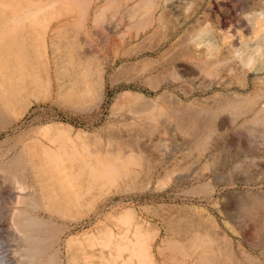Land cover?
<instances>
[{
  "label": "bare ground",
  "instance_id": "6f19581e",
  "mask_svg": "<svg viewBox=\"0 0 264 264\" xmlns=\"http://www.w3.org/2000/svg\"><path fill=\"white\" fill-rule=\"evenodd\" d=\"M182 1L0 0V130L12 127L11 125L17 119L18 115H20V107L26 104L29 97L33 96L37 98L38 96L36 95L38 93H44L49 90L50 70L42 60L44 48H58L60 51H63L62 53H58L61 54L60 61L56 60L60 65L53 70V74L58 80L57 87L60 90L59 97H61V102L70 104L72 107H77V109L79 107L83 108H79L81 111L85 110L84 108L90 105L94 106L102 102L103 93L101 89H98V86L105 75L106 62H99L100 55L96 54L99 52H91L89 50L92 42L90 41L89 31L86 28V21L92 18L95 24L97 22L99 23V21H105L107 24L112 25L113 22H116L111 21L116 13L120 14L122 19L128 23L126 27L128 31H130L128 33L131 34L129 36H125V34L121 35L124 38H122V40L140 39L138 43L135 42L136 44L133 47H140V44L142 45L144 42L149 43L147 48L150 49L159 47L160 42L167 43L168 46L157 59L142 58L136 62L121 64L116 72L113 71L115 72L114 74L108 76V80L111 83H113L115 79L122 78L121 73L124 77V72L132 68L133 71H137L136 77L142 76L145 72H156V75L150 74L149 77L146 78L145 76L144 79L145 83L153 88H156L157 84L161 81L162 84L165 83V81H167L168 84L171 83L169 79L176 80L181 78V80L185 81L191 80L193 78L192 76L198 73H200L201 76L203 75L204 79L207 76V78L210 77L216 80L220 87H224V84L230 86L232 83H238L241 86L246 85L250 75L247 69L248 66L252 61L260 59L263 53L264 33H262V30H264V13L262 9L256 7L257 3L254 2L255 0L247 2L246 7H241L240 10L246 11V23L239 20L242 23H237V21L234 24L236 29L243 27L242 31L245 35H241V37L238 34L242 31L231 28L234 19H230L226 16H221L219 20L216 18L217 21L215 20L214 23H216L215 37L217 38L215 41H212L213 43L209 41V44L205 43L206 39L204 33L208 31V22L212 19L210 17L216 16L214 10H218V8L224 5V2H219L218 0L187 1L188 3L184 4V13L181 15L178 7L183 3ZM204 3L206 5L203 7ZM213 12L215 13L214 15L212 14ZM65 16H67L66 19ZM69 16L70 18L68 19ZM44 20H47V22L44 23ZM115 26L117 25H112L113 30ZM46 31H50L48 40L45 39ZM117 33L118 32H116V34ZM80 34L83 35L81 39L79 38ZM202 35L204 36L202 37ZM208 37L210 38V36ZM83 45L84 47L86 45V48H88L87 52L83 50V53V51L79 50ZM143 46H145V44ZM129 49L127 48V50ZM240 50L242 51L241 53ZM103 58L105 57L102 56V60H104ZM190 62L194 66H189L187 64ZM132 70L131 72L133 73ZM188 72H191V74L193 73L191 76L192 78L186 77L187 75H191L188 74ZM179 73H184V79L182 76H178ZM61 76L69 77L68 87H66L65 84L67 83L64 81L60 83ZM28 78L32 79L31 87L27 85ZM198 78L197 80L195 79V81H199ZM262 78L261 80L257 78L254 79L250 93L241 92L240 94H235V92H233L234 94H231L230 92V96L225 95L229 96L230 99L224 100L226 99L224 98L220 101L218 100V103L213 102L215 105L208 107H201L198 109H196V107L194 108L195 113H190V109L188 111L185 109V111H187V113L185 112L186 114L184 113L185 116L190 113L191 115H189V117L191 116L190 118L194 119L195 125L197 124L195 127L199 129V126L203 129L198 132L199 136H197V139L195 137L197 131H195V133L192 131L196 128L193 129L192 126V130L190 129L194 133L195 140L192 141L193 143L191 141H189V143L196 145L194 147L197 148L196 151L199 150L197 152H201L199 154H202L212 145L209 144L212 140L218 139L217 137L221 134H217L218 132L215 134V131L219 130L225 121L228 122V125H236L237 127L235 128L242 129L246 131L247 134L251 132L252 129H256L255 125L264 127V77ZM207 80L208 79H206V81ZM201 83H203V81ZM205 84V88H207L212 85L213 82L210 80L205 82ZM187 90L189 91L188 88ZM183 91L185 92V89ZM162 94L164 93H161L157 98H160ZM164 96L166 98L167 95ZM164 96L162 97L164 98ZM92 97L93 99L95 98V100H93V104L94 102L95 104H88L87 101L85 102L87 104L84 105L83 98L89 99ZM218 97H216V99ZM170 98L174 101H169ZM142 99L144 98L140 93L129 90L121 91L114 98V104L118 102L120 103L119 108L126 110L122 118L127 116L129 118V115H131V120L125 121L122 129L126 124L130 125L131 129L133 126H131V124H134L135 128H138L139 131L136 130V133H133L132 131L134 128L130 131V129L128 130V127L126 128L125 126L127 131L124 134L128 137L125 141L127 142L126 144H129L132 148L129 152H120L119 146L117 145H120L121 150L125 141L123 142L124 144L122 143L123 145H121V143L118 144L116 141H113L114 139L112 140V138H110V134L108 136L112 141L107 137L108 140L105 138L104 141L106 140V142L103 143L99 135H91L83 131H74L75 136H72L70 127L56 123L42 125L35 129V132L50 133L54 135L55 138H57L58 135H65L68 142L66 145L60 143L56 148L57 151L47 144H42L39 140H35L38 146H35L36 144H26L14 152V154H11L10 150L0 149V264H156L151 242L152 238L157 234V231H154V228L153 231L151 230L152 228L150 230L145 227L143 228L141 223L134 219V211L130 208L119 211V214L108 213L105 217L106 219L115 218L117 221L115 220L116 222L114 225L121 229L120 232H114L112 228L105 224L97 225L96 223L92 230L83 232L79 236H75L73 233L69 236H64L65 233L63 234L67 229L69 230L71 227L75 228L77 225L81 224L83 220L81 222L78 220L82 218V216L84 217V212L90 211L94 203L98 200L97 198L106 192L107 183L114 185L118 180L127 177L131 178L132 181L137 180L136 173L138 170H136L133 165H137V167L139 164L141 165L143 157L146 156V160L150 155L156 157L160 155V157L157 158L158 162L155 164H161L166 160L167 154L165 152L167 151L161 152L163 148L161 145L163 143L165 144L164 141L166 140H163L164 138L162 139L158 135L159 133L157 132L159 130L156 131L157 124L160 123L159 121H166L162 118H160L161 120L159 121L157 120L158 116L155 117L156 114H154L155 109H158L159 113H165L166 117L169 118L167 120H170V118L175 120L178 119L179 124L177 123V126L175 123V126L179 127L180 125L182 127H179V129L181 128V133L189 131L188 121V125L185 123L186 127L182 126L184 125L183 123L181 124L183 121L186 122L185 120L187 119L183 114L184 111H181L182 114L179 113L177 116H174L172 112H167L163 109L164 107L154 100L150 101L149 99L151 105L149 108L146 107L147 103H145L146 101L144 102V100L142 101ZM162 100L163 99H160V102ZM167 101L169 103L171 102L170 104L174 103L172 108L177 107L179 109L183 104L182 101L175 98L173 95L165 100V104H167ZM199 102L201 103L200 100ZM199 102H197V104ZM162 103H164V101ZM190 104H192V102L185 103V107L190 106ZM194 104H192L191 107ZM205 105L206 104L203 106ZM166 106L168 107V105H165V107ZM170 108L168 107L169 110L172 109ZM175 110L173 109L174 114ZM156 112L158 113V111ZM177 112L178 110L176 113ZM221 113H225L226 118L217 120ZM183 118H185V120ZM119 123L121 126V122ZM167 124L168 123H166L165 126ZM165 126L163 125V128L166 129ZM163 128L162 132L164 130ZM158 129H161V127H158ZM124 130L125 129H123V131ZM140 131L144 133H140ZM59 136L57 139L60 140L61 136ZM221 136H219V138ZM18 137H20V135H18ZM18 137L12 139L18 140ZM83 138H86L88 143L81 142ZM122 138H124V136ZM185 139L189 140L188 137ZM55 140L52 141V143L56 142ZM75 140L79 141L76 142ZM112 142L115 143H113L114 147H111ZM15 145L16 143L14 141L13 146L9 149H14ZM129 145H127L128 148H130ZM125 146L122 147L123 150H125ZM165 146L167 147V145ZM189 147L190 149L193 148V146ZM213 147H215V145ZM165 149L166 148L163 150ZM155 158L152 161H156ZM151 159H148L149 162ZM145 163L148 164L147 160ZM145 163L143 164L145 165ZM152 164L154 166V163ZM152 164L149 163V166L152 167ZM153 168L148 171L152 172L154 170ZM142 169H144V167ZM145 171H147V169ZM163 172L165 173V170ZM151 174L153 175V173ZM144 175L145 174H143V176ZM197 177H199V175H196V178ZM141 180L143 179L141 178ZM137 181L139 182V180ZM137 181L135 182L137 183ZM197 186L201 189V185ZM204 186L202 184V187ZM134 187L136 188V184ZM130 189L129 187V190ZM251 199L254 201L255 198L251 195ZM260 200L259 198V201ZM249 202H251V200ZM255 202L251 204L255 206ZM239 205L241 206L242 204ZM242 206L238 209L244 210L243 208L245 207ZM83 208L85 209L83 210ZM256 209L258 210V208ZM253 211L254 214L258 212H256L255 209ZM101 212L102 211H98L95 214L97 218L99 215H102ZM250 212L247 214L248 216H250ZM242 215H244V212ZM262 215H264V213ZM253 217L259 219L258 217ZM183 218H181V220ZM70 219H74V221H70ZM188 219L186 217V219L184 218L183 220ZM192 219L194 218L192 217ZM172 221L175 222L176 220L173 219ZM191 222L193 223V221ZM200 223L201 226H199V228L202 227L204 222ZM174 224H176V222ZM187 224L186 227L188 226ZM195 224L199 225V223ZM180 225L181 224L178 226ZM183 225L182 227L180 226L182 229L185 228ZM192 225L193 224L190 226ZM258 225H260V223ZM173 226L172 228H178L177 225L176 227ZM203 227H206V224ZM209 227L207 229H209ZM192 229L193 228L187 230L189 231L188 233H184V235L187 236L185 240L182 241L175 238L165 240L159 239V241L161 240L162 243L165 242L164 244L168 245L169 251L166 250L170 252L172 263L218 264V258H221L218 257L220 254L221 256L224 255L222 258L225 263H222V258L219 259L222 264H264V261H257L261 258L257 260L254 259L255 257H252L254 255H248L247 252H245L246 250L242 251L245 257L243 258L244 260H241L242 258L239 259L242 255L241 253L237 259L234 258V255V257H232L230 255L231 248L227 246L230 243L224 240L226 242L222 243L224 244L223 246H226L224 248H222L219 243H213L214 240L216 242L217 237L211 234L209 231L210 229L205 230L204 234L201 233L204 228L200 229L201 232H199L200 230ZM177 230H175L176 235L184 232V229L182 233L181 230H178L179 232H177ZM170 233L172 234L173 231L170 230ZM213 233L217 232L213 231ZM184 235L178 236L181 238L184 237ZM261 235L264 237V231ZM63 237L64 239H62ZM162 247H157V250L159 249L158 252L161 253L162 249L165 250L164 246ZM104 249L108 251L104 252ZM221 251H224V253ZM124 252H126L125 256L123 254ZM175 254H179L181 258L176 260Z\"/></svg>",
  "mask_w": 264,
  "mask_h": 264
},
{
  "label": "rangeland",
  "instance_id": "374dc122",
  "mask_svg": "<svg viewBox=\"0 0 264 264\" xmlns=\"http://www.w3.org/2000/svg\"><path fill=\"white\" fill-rule=\"evenodd\" d=\"M187 1L191 2L192 0H186V1L183 0L182 1L183 3H181L180 6L178 7L181 15H183V13H184L183 12V9L185 8L184 4L188 3ZM218 1L219 2L223 1L224 5H222L220 8H218V10H214V12L216 13V16H214L215 18L210 15L211 16L210 18H212V19H210V21L208 22V31L204 33L205 39H206L205 43H209V41H210V43H213L212 41H215L217 38V37H215L216 36V31H215L216 23H214L216 18H217V20H219V18L221 16H226V17H229L230 19H234V22L232 23V25L234 27L231 26V28H233V29H236L234 24L237 21H238L237 23H242V22L246 23V17H245L246 11L240 10V9H241V7L242 8L246 7L247 2L254 1V0H221V1L218 0ZM263 1L264 0H255L254 2L257 3L256 7L262 9V11L264 13V2ZM206 4H207V2H206ZM206 4L204 3L203 7ZM214 12L212 13L213 15L215 14ZM66 18H67V16H65V19ZM69 18H70V16L68 17V19ZM239 20H242V22ZM111 21L117 22V23L116 22L112 23V25H117V26H115L114 30L112 29V25L107 24V22H105V21H99V23L98 22L96 23L97 25L92 21V18L87 19V21H86V28L89 31V35H90L89 37L91 39L90 41L92 42L91 48L89 50L91 52H99V53H96V54L100 55L99 56L100 57L99 62H103V61L106 62L105 75L102 78V81L98 86V89L99 90L101 89L102 93H103L102 102L97 104V105L94 102V104H95L94 105L93 100H95V98L94 99H93V97L89 98V99L83 98L84 105L88 103V104H93L94 106L90 105L91 107L88 106L87 108H84L85 110H82V111L79 110L80 107L77 109V107H72L70 104H66V103L61 102V100H60L61 97H59L60 90L57 87L58 86V80L55 78V76L53 74V70L56 67L58 68V65H60V64H58L57 61H60L61 54H58V53L59 52L62 53L63 51L62 50L60 51L58 48H44V53H42V56H43L42 60L46 63L47 67L50 70L49 90L47 92H44V93L43 92L38 93L39 95L38 94L36 95V96H38L37 98H35L33 96L29 97V99L26 101V104H25L26 106L24 105L23 107H20V109H19L20 115H18L17 119L11 125L12 127H8V129L0 130V149L10 150L11 154H14V152L19 150L23 145H26V144L34 145V144H36L35 146H38L35 140H39L42 144L43 143L47 144V145L53 147L57 151L56 148L60 143H63L65 145L67 144L68 141H67V137L65 135H63V134H62V136L60 135L61 138L59 140V139H57L59 135L57 136V138H55V136L51 135L50 133L45 134V132H39V133L35 132L36 131L35 129H37L38 127H41L42 125H47L49 123L62 124V125H66V126L70 127L72 136L73 135L75 136L74 131L75 132L83 131V132L89 133L91 135H99L100 139L103 143L106 142V140H108V138H109L108 135L110 134V138H112V140L114 139L113 141H116L118 144L121 143V145H123L124 144L123 142L125 140H127V138H128V137H126L127 135L124 134L127 131L126 128L128 127V130L130 129V125L126 124V125H124L123 129H125V130L123 131V129H122L123 123H125V121H128V120L130 121L131 115H129V118H128V116L122 118L124 116V114L126 113V110L119 108L120 103L117 102L114 104V98L121 91L129 90V91H133L136 93H140V95L144 98V99H142V101L144 100V102L146 101L145 103H147V106L145 105L146 107L149 108L151 105L149 102L154 100V101H156V103H158L162 107H164L163 108L164 110H166L169 113L172 112V114L174 116H177L179 113L182 114L181 111H184L183 112V114H184L185 112L187 113V111L190 109L191 110V111L189 110L190 113L191 112L195 113L194 108H196V107H197L196 109H198L201 107H208L211 105H215V103L213 104V102L218 103L220 100H222L224 98H226L224 100H228V99H230L229 96L231 94H234L233 92H235V94H240L241 92L250 93L252 90V85H253L254 79L257 78V79L261 80V78L264 77V59H263L264 58V48H262L263 53H262V56L260 57V59H258L256 61L255 60L252 61L251 64L247 68L250 75L247 79L248 82H246V85H244V86H241L238 83H232V85H230V86H227L226 84H224L223 85L224 87H220L219 83H217L216 80H213L210 77L207 78V76H206L204 79L203 75L201 76L200 73H198V72H196L198 74H196L194 76H192L193 73L191 74V72L190 73L188 72V74H191V75H187L186 74L187 72H186L185 73L187 75L186 77H188V78L193 77L192 78L193 80L191 79V80L185 81V80H181V78L176 79V80L167 78V79H169V81L171 80V83L168 84L167 81H165V83L162 84V81H161L157 84L156 88H153V87H150L147 83H145L144 79H145V76L147 78L150 76V74L156 75L157 74L156 72L155 73L154 72L153 73L145 72L142 76L136 77L135 75H136L137 71L136 70L133 71L132 68H130V70H126L125 71L126 73L124 72V77H123V74L121 73L122 78L115 79V81L113 83H111L108 80V76H111L112 74H114L118 70V68L120 67L121 64L136 62L137 60L142 59V58L157 59L160 57L161 53L168 46L167 43L160 42L159 47L150 49V48H147L149 43L144 42L145 46H143L144 44L142 43V45L140 44V47L135 48V47H133L136 44L135 42L138 43L140 41V39L139 40H133V39L132 40H130V39L122 40L123 37L121 35L125 34V36H129L131 34L128 33L130 31H128V29L126 27L128 25V23H126L125 20L122 19L121 15L118 13L114 14V18H112ZM45 22H47V20H44V23ZM117 27H118V29H117ZM52 28H53V26H52ZM209 29H210V31H209ZM242 29H243V27L236 29V30L242 31ZM47 31H46V35H45L46 40H48L49 33H50V31L49 32H47ZM122 31H124V32H122ZM116 32H118V33L116 34ZM40 33H41V31H40ZM42 33H43V31H42ZM120 33H122V34H120ZM262 33H264V30H262ZM204 35H202V37ZM238 35L241 37V35H245V34L242 31V32H239ZM208 36H210V38ZM81 37H83L82 34L79 35L80 39H81ZM103 39H105V40H103ZM82 47H84V45ZM82 47L80 49L79 48H77V49H79L80 51L84 50L85 52H87L88 48H86V45L84 48H82ZM100 47H102V48H100ZM126 47L128 49L130 48L129 50L131 52L129 50H127ZM131 48H132V50H131ZM52 49H55V50H52ZM84 51H83V53H84ZM241 52L242 51L240 50V53ZM81 54H82V52H81ZM102 56L105 57V58H103L104 60H102ZM55 61L57 64L55 63ZM187 64L189 66H194L191 62L187 63ZM131 70L133 71V73L131 72ZM113 71H115V72H113ZM196 71H197V69H196ZM130 72L133 74V76ZM183 74L184 73H182V74L179 73L178 76H182V78L184 79ZM68 78L69 77H67V76L66 77L61 76L60 83L64 81L65 83H67V84H65L66 87H68V85H69V79ZM197 78L199 81H195V79L197 80ZM206 79H208L207 81L211 80L213 82V84L207 88H205V85L208 84V83L205 84V82H207ZM27 81H28L27 85H30V87H31L32 79L28 78ZM202 81H203V83H201ZM187 83H189V84H187ZM184 85H186V86H184ZM100 86H101V88H100ZM181 87H182V89H181ZM183 87H185V88H183ZM187 88L189 89V91L187 90ZM184 89H185V92L183 91ZM163 91H165V92H163ZM186 92H189V93H186ZM230 92H231V94H230ZM161 93H164V94H162L160 96V98H157V96H159ZM164 95H167L166 98ZM172 95L175 98H177L183 102L181 108H179V109L177 107H176L177 109L175 107L172 108L174 105V103L170 104L171 102L174 101L172 98H170V100L168 99L169 101H171L170 103L167 101L166 102L167 104H165V100H167V98L172 96ZM225 95H229V96H225ZM162 96H164V98ZM220 96H224V97H220ZM216 97H218V98L216 99ZM149 99H150V101H149ZM160 99H163V100L160 102ZM199 100L201 101V103L199 102ZM163 101H164V103H162ZM85 102H87V103H85ZM188 102H192V104L195 103L193 105L194 107L193 106L191 107L192 104H190V106H188V107H185V103H188ZM197 102H199V103L197 104ZM203 103L206 105L203 106L204 105ZM169 104H170V106H169ZM165 105H168V107L169 108L171 107L172 109L170 108L171 110H169L167 106L165 107ZM80 109H83V108H80ZM173 109L174 110L176 109L175 110L176 115L174 114ZM185 109L187 111H185ZM177 110H178V112L176 113ZM156 111H158V113ZM190 113L187 114L186 116L184 114V116L187 117L186 120H185V118H183L186 122H184L183 120H182L183 122H181V124L182 123L184 124L182 126L186 127L185 123L187 124V121H188L189 131H187L188 133L187 132L181 133L182 127L180 125H179V127H181L180 129H179V127H177L179 124L178 119L175 120V119L170 118V120H167L169 118L166 117L165 113L164 114L161 112L159 113V110L155 109L154 114H156L155 117L158 116L157 120L159 121V120H161L160 118H162V119H165V121H166V122H164L161 120L163 124L161 123V121H159L160 123L157 124V127H156L157 128L156 131L161 130L160 132L159 131L157 132V133H159L158 135L162 139L164 138L163 140H166V141H164L165 144L163 143L161 145V147H163L161 152L167 151V152H165L167 154L166 160L161 164H158V163L155 164L156 162H158L157 158L160 157V155H157L158 157H156L154 155H150V156L147 155L149 157L148 159H151V157H152L151 161L156 157L155 158L156 161L155 160L152 161V163H154V166H153L151 161L149 162L148 159H146L148 164L145 163L146 162V160H145L146 156L143 155L145 157L142 156L143 158L141 160V165L139 164L140 167L139 166L137 167V165H133L134 168L136 170H138L136 173V179L139 180V182L137 180H135V181H137V183H136L135 181H132L131 178L127 177V178H123V179L118 180L114 185L107 183L106 184V192L104 194H102V196L100 195L97 198L98 200L94 203V205L90 209V211L84 212V214H85L84 217L82 216V218H80L78 220L80 222L83 220L81 222V224L77 225L75 228L71 227L69 230L67 229L66 231H64L63 232V234L65 233L64 236H69V235H71V233H73L75 236H79L83 232L92 230L96 223H97V225L105 224L108 227L112 228L114 232H120L121 229L117 228L118 226L114 225L117 220L115 218L106 219L105 217L108 213L119 214V211H121L123 209L130 208L131 210L134 211V213H133L134 219L139 221L143 228L145 227L146 229H149V230L152 228L151 229L152 231L154 228V231H157V234L152 238V242H151V245L153 247L152 250H153V253L155 256L156 264H176L175 262L172 263V260L170 257V252H168L169 251L168 245L164 244L165 242L162 243L161 240L173 239V238H175L177 240L179 239V241L185 240L187 235H184V233H188L189 231H187V230H189V229L191 230V228H193L192 230L197 229L198 231L201 228H204L203 232H201V230L199 231L202 234H204L205 230L210 229L209 231L211 232V234H214L213 236L217 237L216 242L214 240L213 243H219V245H221L222 248L226 247V246H223L224 244H222L225 241L230 243L227 245L228 247L231 248V249L229 248L231 250L230 255L232 257L235 256L234 258H236V259L242 254L243 256L241 255L239 257V259L242 258L241 260H244L243 258H245V257H244V253L242 251L246 250L245 252H247L248 255H250V254H251L250 256L254 255V256H252L253 258L255 257L254 259L257 260V259L261 258L257 261H264V258H263L264 257V255H263L264 254V246H261V245H264V237H262V235H261V233L264 231V223H263L264 222V217H263L264 215H262L264 213V133H263L264 127L260 126V125H255L256 129L255 128H254V130L252 129V131L247 134L246 131H243L242 129L235 128V127H237L236 125H232V126L230 124L228 125V122L225 121L224 124L219 128V130L215 131V134L218 132L217 134L223 135V136L219 135V136H221L220 138L218 135H217L218 137L215 136L218 138L217 140H220V139L221 140L220 141H217L216 139L212 140L214 142L211 141L209 144H212L213 146L215 145V147L210 145L202 154H199L201 152H197L199 150L196 151L197 148L194 147L196 145H194V144L192 145V143H193L192 141L195 140V138H194L195 131H197L195 133L196 134L195 137L197 139V136H199L198 132L202 131L203 129H201L199 126H198V128L201 130H199V129H197V127H195L197 124L195 125L194 119L190 118L191 116L189 117V115H191ZM125 118H127V119H125ZM225 118H226V114L221 113L218 116L217 120H221V119H225ZM237 119H239V118H237ZM171 120H175L176 122L171 121ZM170 121H171V123H170ZM189 121H190V123H189ZM119 122H121V124H122L121 126H120ZM164 123L165 124L168 123L167 124L168 126L167 125L165 126ZM175 123L176 124L178 123L177 126H175L176 125ZM14 125H15V127H14ZM132 125L134 126V124H131V126ZM160 125H162V126H160ZM163 125L166 127V129L163 128ZM17 126H19V127H17ZM125 126H126V128H125ZM133 126L131 127L130 131H132L133 130L132 128H134V130L132 132L136 133V130L138 131V128L136 129L135 126L134 127ZM192 126H193V129L194 128H196V129L192 130L191 129ZM105 127H107V128H105ZM158 127H161V129H158ZM162 128L164 129L163 130L164 133L162 132ZM190 129L192 131H194V133ZM226 129H227V131H226ZM140 133H144V132L140 131ZM189 133L190 134L193 133L192 134L193 136L190 135ZM18 135H20V137H18ZM123 136H124V138H122ZM17 137H18V140L12 139V138H17ZM118 137H120V138H118ZM187 137L189 138V140L185 139ZM105 138H107V139L104 141ZM110 138H109V140H110ZM73 139H75V138H73ZM190 139H192V140H190ZM54 140L56 142L52 143V141H54ZM86 140H87L86 138H83V139H81V142L88 143V141H86ZM112 140H110V141H112ZM14 141L16 143L14 149L13 148L9 149L11 146H13ZM78 141H76V142H78ZM189 141H191L192 143H189ZM113 143L114 142H112L111 147H114L113 145L115 143L114 144ZM126 143L127 142L125 141V144ZM125 144L122 147H124ZM127 145H129V144H126V146L124 148L126 151L123 150L122 147L120 150V145H117V146H119L118 148H119L120 152L126 153V152L131 151L130 149H132L130 145H129L130 148H128ZM165 145H167V147ZM187 145L193 146V148L190 149V147ZM164 148H166V149L163 150ZM193 149L196 151V154H195V151ZM182 156H184V157H182ZM218 159H220V160H218ZM143 163H145V165ZM149 163L152 164L151 165L152 167L149 166ZM146 166H147V168H146ZM143 167H144V169H142ZM153 167H155V168H153ZM165 167H166V169H165ZM151 168H153L154 170L152 172H149L148 170ZM146 169H147V171H145ZM164 170H165V173L163 172ZM144 172H146L148 174H146ZM151 173H153V175ZM143 174H145L144 176L146 178L143 176ZM196 175H199V177L196 178ZM147 177H149V178H147ZM141 178L143 180H141ZM144 180H145V182H144ZM143 182H144V184H143ZM140 183H142V184H140ZM135 184H136V188L134 187ZM202 184H203V186L204 185L205 186L202 187ZM197 185H199V186L201 185V189ZM129 187L131 188L130 190H129ZM127 188H128V190H127ZM202 188L203 189L205 188V189L203 190ZM194 190H197V191H194ZM251 195L253 196V198H255L254 201H252L253 199H251ZM248 196H250V197H248ZM254 196H256V197H254ZM257 196H258V198H257ZM238 198H239V200H238ZM259 198L261 199L260 201H259ZM262 198H263V200H262ZM241 200L244 203H242ZM250 200H251V202H249ZM255 201H257V202H255ZM253 202L256 203L255 206H254V204H251ZM239 204H242L243 206L242 205L241 206L245 207V208H243L244 210L238 209L241 207ZM256 205L259 207H257ZM176 206H178V207H176ZM246 208H247V211H246ZM256 208H258V210ZM84 209L85 208H83V210ZM254 209L256 212L258 211L257 213L255 212L257 215L254 214V211H253ZM250 210H251V212H250ZM98 211H102L101 212L102 215H99L97 218V216L95 214ZM243 212H244V215H242ZM249 212H250V216L247 215ZM245 213H246V215H245ZM94 215H95V217H94ZM244 216H246V217H244ZM253 216L258 217L259 219L261 218V219L260 220L257 218L255 219ZM183 217L185 219H186V217H187V219L188 218L189 219L183 220L184 219ZM192 217L194 219H192ZM181 218H183L182 220L184 221V223L186 221L185 224L183 223ZM250 218H251V220H250ZM173 219L176 220L175 221L176 224H174L175 222L172 221ZM109 220H111V221H109ZM112 220L114 223L112 222ZM190 220L193 221V223ZM70 221H74V219H70ZM177 222H180V223H177ZM187 222H188V224H187ZM200 222H202V223L204 222V223L202 224V227L199 228V226H201ZM166 223H167V225H166ZM169 223H170V225H169ZM189 223H190V225L191 224H193V225L190 226ZM195 223H199V225L198 224L196 225ZM259 223L262 227L260 225H258ZM179 224H181L180 225L181 227H182V225H183V227H185V228H183L184 232H183V229L180 226H178ZM186 224L188 225L187 227H186ZM205 224H206V227H203ZM176 225L178 228H176V229L172 228V226L176 227ZM207 225H208V227L210 226L213 229V231L217 232L218 234L213 233V231L210 227H209V229H207L208 228ZM170 226H171V228H170ZM187 228H189V229H187ZM177 229L181 230V233L182 232L183 233L182 234L178 233L176 235L175 230H177ZM254 229H255V231H254ZM170 230L173 231L174 235H173V233L172 234L170 233ZM178 230H177V232H179ZM258 230H260V231H258ZM258 232H260V233H258ZM178 235L179 236L184 235V237L180 238ZM62 239H64V237ZM159 239H161L160 240L161 242L159 241ZM256 244H257V246H256ZM162 246H164L165 250L162 249V252L160 253V252H158L159 249L157 250V247L160 248ZM237 246H238V248H237ZM239 246L241 249L242 248L243 249L241 250L239 248ZM107 251H108L107 249H104V252H107ZM221 252L224 253V251H221ZM260 252L263 256L260 254ZM123 254L125 256L126 252H124ZM216 255H218V254H216ZM219 255H218V257H221V258L224 257V255L223 256H221V255L219 256ZM169 257H170V259H169ZM175 257H176V260H179L181 258V256L179 254H175ZM221 258H218V262H219L218 264L225 263L223 258H222V263H220L221 260L219 261V259H221ZM178 263L180 264V262H178Z\"/></svg>",
  "mask_w": 264,
  "mask_h": 264
}]
</instances>
